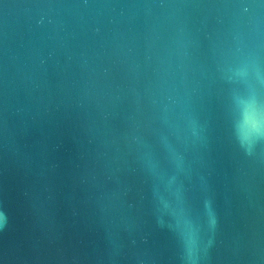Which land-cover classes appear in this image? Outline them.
<instances>
[{"label": "water", "instance_id": "1", "mask_svg": "<svg viewBox=\"0 0 264 264\" xmlns=\"http://www.w3.org/2000/svg\"><path fill=\"white\" fill-rule=\"evenodd\" d=\"M264 0H0V264H264Z\"/></svg>", "mask_w": 264, "mask_h": 264}, {"label": "snow or ice", "instance_id": "2", "mask_svg": "<svg viewBox=\"0 0 264 264\" xmlns=\"http://www.w3.org/2000/svg\"><path fill=\"white\" fill-rule=\"evenodd\" d=\"M246 127L249 134L264 131V120L261 119L256 101H250L247 109Z\"/></svg>", "mask_w": 264, "mask_h": 264}, {"label": "clouds", "instance_id": "3", "mask_svg": "<svg viewBox=\"0 0 264 264\" xmlns=\"http://www.w3.org/2000/svg\"><path fill=\"white\" fill-rule=\"evenodd\" d=\"M3 216L2 215H0V225H2V223H3Z\"/></svg>", "mask_w": 264, "mask_h": 264}]
</instances>
